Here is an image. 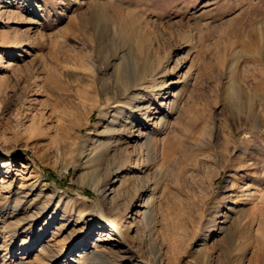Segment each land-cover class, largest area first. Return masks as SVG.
Instances as JSON below:
<instances>
[{
    "label": "rangeland",
    "instance_id": "1",
    "mask_svg": "<svg viewBox=\"0 0 264 264\" xmlns=\"http://www.w3.org/2000/svg\"><path fill=\"white\" fill-rule=\"evenodd\" d=\"M115 56L125 75L130 56L139 61L152 104L131 140L115 133L128 153L83 164L82 137L109 141L124 106L106 104L117 70L103 68ZM56 139L74 148L58 153ZM110 169L115 200L104 204L94 183ZM54 193L62 202L43 209ZM263 194L264 0H0V264H255L264 228L254 223L244 255L238 230Z\"/></svg>",
    "mask_w": 264,
    "mask_h": 264
},
{
    "label": "bare ground",
    "instance_id": "2",
    "mask_svg": "<svg viewBox=\"0 0 264 264\" xmlns=\"http://www.w3.org/2000/svg\"><path fill=\"white\" fill-rule=\"evenodd\" d=\"M116 65L117 64H116V56H115L113 59L109 60L108 63H106V65L103 68V71L106 68L107 69H113V71L114 70L116 71L117 70ZM180 67H181V61L177 60L174 67H173V70L179 69ZM164 68H166V70H168V65H166ZM124 73L125 72L122 70V68L117 70V72H116V85H115L116 88H113L112 93L107 96V101H106L107 102L106 104L110 107V102L116 103L118 97L119 96H120V98L122 97V100L124 102V106L120 107V110H121L120 112H117V113L114 112L115 114L112 115V120H111L115 123H118V122H120V119H122L123 120V122L121 124L122 126L120 127V129L111 128V126H112V125H110L111 121L109 122V125L104 130L105 133H108V132L110 133V134L108 133L111 136V138H108L109 141H99V140L97 141L96 139H92L91 137H89L90 133H87L86 135H84L82 137V140H81L82 144L80 145L79 150H78L79 151V158L80 159L86 158L83 161V164H88L90 161L94 160L98 155L97 153H99V152L101 154L103 152L108 153V152L113 150L115 153L120 152V151H125V153H128L129 141L123 142L122 139H124V138H122V136L128 135L126 139L131 140L132 134L134 132V130H133L135 127L134 125L138 119L137 117H139L140 120L147 119V116L149 114V108H150V105L152 103L150 105L149 104L146 105L144 96H143L142 92L139 91L141 88L145 87V85H143V82L147 78L146 71H145V69H143L139 73V61H137L134 57L130 56L129 67H128V72H127L128 74L125 75ZM102 86H103V84H102ZM159 87H160L159 88L160 90L155 95L156 99L153 101V104H155L154 109H157L156 101H158V98L161 97L162 89L168 88L166 81H164V80L161 81L159 84ZM177 103H178V97L174 96L173 100L171 101V107H170L171 110L174 111V109H176ZM159 105H161V104H159ZM96 107L100 108L102 116H106L109 114V110H108L109 108L106 109L105 107H102L101 103H99L98 106L96 105ZM152 109H153V107H152ZM167 119H168V116H166V115H163V117L160 119L158 127H157L158 132L164 129V127L167 124ZM136 125H138V124H136ZM118 131H120V133H122L123 135L122 134H119V135L115 134ZM135 131H136V129H135ZM137 131L140 134L142 130H141V128L138 127ZM61 140H64V141H61ZM66 140L67 139H56L55 140V142H57L58 153H59L60 148H62L63 146H66L69 148H71V146H72L74 148V143L73 142L69 143ZM146 141H147L148 149L150 151L152 149L156 150V146H153L155 139L153 137H151V135L147 137ZM231 141H233V138L231 139ZM89 142H91V143H89ZM123 145H126V146H123ZM168 148H169V143L164 142L163 148H162L163 155L169 153ZM225 149H226V153L228 156L226 159L225 158L223 159L224 160L223 163H227L230 160L229 157H230L231 151H230L229 145ZM128 161H130V157H129ZM71 162L75 166L78 165V161L71 160ZM218 169H220V167H218ZM113 177L114 178L118 177V169H110L108 171V178L106 179V181L103 184L100 185L99 180L94 183L95 187L93 190L95 192H97L102 197V203H104V204L113 203V201L115 200L114 198H112L111 200H108L110 193L113 192V189H110V187H109L110 182H111ZM197 184H200V182L197 181ZM148 188H149V185L144 184V183L139 187V196H137V197H139V201H140V199H144L145 192L148 190ZM155 190H156V187L152 188V190L150 192V197H148V199L145 201L148 203V207L146 208L147 211L144 213V218L146 221H149L152 217V210H153L152 205L155 203V200H156L155 199L156 198ZM37 197H39V196H37ZM57 198H59L58 202H62V198L57 193L46 196L44 198V200L46 201V204L42 203V205L44 204L43 209H46L49 205H53L54 200ZM233 208H235V207H233ZM128 211H129L128 214H130V212H132V208L129 209ZM245 211L247 212V216H246L247 222L242 224V226L239 227L240 229L238 230V232L240 234L242 233L241 236L244 237V249H243L242 255H244L245 251L247 250V247L252 242L254 223L257 222L260 225L259 226L260 228H264V194L262 195V206L255 205L252 208H250L249 210H245ZM245 211H244V213H245ZM63 215H65V214H63ZM128 216H130V215H128ZM81 218H82L81 216H78L76 218V223L74 225H76ZM228 218L229 217L226 218L225 224H227ZM107 220L110 224V229H112L119 236L120 233H119L118 226L116 224H114L112 221H110L108 218H107ZM213 223H214V221H213ZM152 230H153V226L150 227L149 233L146 235L147 239L153 238ZM145 238H143L142 236L139 235L140 246L142 243L144 244V242L146 241ZM257 240H258V244H257V248L254 252L255 264H262V261L264 259V238L263 237L262 238L257 237ZM229 242L231 243L230 239H229ZM50 251H52L51 248H50ZM125 251L129 252L128 249H126ZM99 253H100L99 251L95 252L96 258L99 256ZM54 256H55V258L58 257V255H54Z\"/></svg>",
    "mask_w": 264,
    "mask_h": 264
},
{
    "label": "trees",
    "instance_id": "3",
    "mask_svg": "<svg viewBox=\"0 0 264 264\" xmlns=\"http://www.w3.org/2000/svg\"><path fill=\"white\" fill-rule=\"evenodd\" d=\"M51 174H52V177L51 178H54V174L51 172V171H49ZM87 194H91L90 192H86Z\"/></svg>",
    "mask_w": 264,
    "mask_h": 264
}]
</instances>
